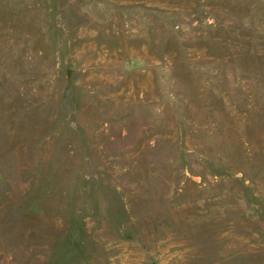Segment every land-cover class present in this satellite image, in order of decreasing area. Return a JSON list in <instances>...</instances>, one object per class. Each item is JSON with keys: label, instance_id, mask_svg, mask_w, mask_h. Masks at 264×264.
<instances>
[{"label": "rangeland", "instance_id": "374dc122", "mask_svg": "<svg viewBox=\"0 0 264 264\" xmlns=\"http://www.w3.org/2000/svg\"><path fill=\"white\" fill-rule=\"evenodd\" d=\"M0 264H264V0H0Z\"/></svg>", "mask_w": 264, "mask_h": 264}]
</instances>
